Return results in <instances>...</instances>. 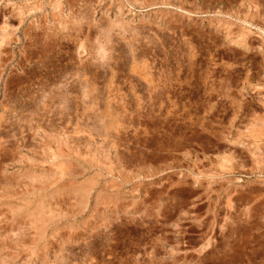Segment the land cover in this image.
<instances>
[{
  "label": "rangeland",
  "instance_id": "rangeland-1",
  "mask_svg": "<svg viewBox=\"0 0 264 264\" xmlns=\"http://www.w3.org/2000/svg\"><path fill=\"white\" fill-rule=\"evenodd\" d=\"M263 212L264 0H0V264H264Z\"/></svg>",
  "mask_w": 264,
  "mask_h": 264
},
{
  "label": "crops",
  "instance_id": "crops-1",
  "mask_svg": "<svg viewBox=\"0 0 264 264\" xmlns=\"http://www.w3.org/2000/svg\"><path fill=\"white\" fill-rule=\"evenodd\" d=\"M251 153L253 154V155H256L254 152H252L251 151ZM225 159H227V160H230V157L229 158H225ZM255 160H257V162H259V159H258V157L257 156H255ZM223 189H224V191L225 192H227V193H230V191H231V189H235V188H231V187H223ZM227 190H229V191H227ZM195 205H201V203H196ZM205 205V204H204ZM208 205H210V204H208ZM256 204H255V201L253 200V198H251V197H249L248 198V201L244 204V205H242V207L240 208V209H242L243 211H242V213H240V214H231V213H229L228 214V216L230 217V218H234L235 220L236 219H238V220H242V219H244V223H240L241 225H242V228H245L246 230H248V231H252L253 230V227L254 226H256V217H257V211H256ZM208 208H210L211 210L212 209H215L214 207H212V204L208 207ZM240 211V210H239ZM226 214H225V212H224V216H225ZM262 217H264V212L262 213ZM261 217V218H262ZM255 223V224H254ZM261 225H264V220H262L261 221V223H260ZM212 232H211V230H209L208 232L206 231V234L207 235H209V234H211ZM207 245V243L206 242H204L203 244H202V246L204 247V246H206ZM245 253H244V258H245V262H246V264H255V258H256V256H255V253H256V248H255V246L254 245H252L250 242L246 245V247H245ZM188 260V259H187ZM179 261V260H178Z\"/></svg>",
  "mask_w": 264,
  "mask_h": 264
}]
</instances>
